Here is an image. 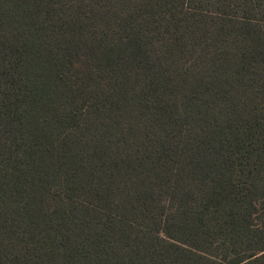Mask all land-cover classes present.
<instances>
[{"label":"trees","instance_id":"obj_1","mask_svg":"<svg viewBox=\"0 0 264 264\" xmlns=\"http://www.w3.org/2000/svg\"><path fill=\"white\" fill-rule=\"evenodd\" d=\"M0 264H264V0H0Z\"/></svg>","mask_w":264,"mask_h":264}]
</instances>
